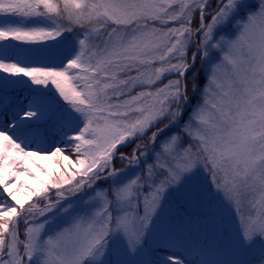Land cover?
Wrapping results in <instances>:
<instances>
[{
	"label": "snow or ice",
	"instance_id": "obj_1",
	"mask_svg": "<svg viewBox=\"0 0 264 264\" xmlns=\"http://www.w3.org/2000/svg\"><path fill=\"white\" fill-rule=\"evenodd\" d=\"M0 264H264V0H0Z\"/></svg>",
	"mask_w": 264,
	"mask_h": 264
},
{
	"label": "rangeland",
	"instance_id": "obj_2",
	"mask_svg": "<svg viewBox=\"0 0 264 264\" xmlns=\"http://www.w3.org/2000/svg\"><path fill=\"white\" fill-rule=\"evenodd\" d=\"M50 145H51V142H50ZM58 146H60V147H62V148L65 149V155H68L69 158H70V160L75 161L76 154L72 151V149H71L70 146L63 145V144H60ZM37 162L39 164L46 165V166H49V167H52L53 166V162H51V161L37 160ZM62 163H64V162L62 161ZM69 167H71V165H69ZM23 179L28 180L29 185H33L34 184V182L31 179H28L27 177H23ZM174 203H175V199L173 198V204ZM23 230H24V225H23ZM23 230H22V232H23Z\"/></svg>",
	"mask_w": 264,
	"mask_h": 264
},
{
	"label": "trees",
	"instance_id": "obj_3",
	"mask_svg": "<svg viewBox=\"0 0 264 264\" xmlns=\"http://www.w3.org/2000/svg\"><path fill=\"white\" fill-rule=\"evenodd\" d=\"M199 82H200L201 85H203V83H204L203 76L201 77V79H200ZM22 230H23V224L21 223V224H20V231L22 232Z\"/></svg>",
	"mask_w": 264,
	"mask_h": 264
}]
</instances>
